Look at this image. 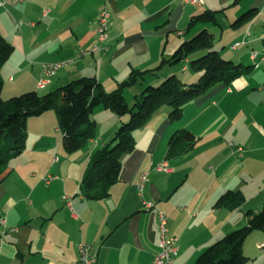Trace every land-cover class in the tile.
Listing matches in <instances>:
<instances>
[{
  "label": "crops",
  "instance_id": "1",
  "mask_svg": "<svg viewBox=\"0 0 264 264\" xmlns=\"http://www.w3.org/2000/svg\"><path fill=\"white\" fill-rule=\"evenodd\" d=\"M208 9L218 11V24L198 23L187 30L192 17ZM250 9L257 14L234 26ZM104 11L110 14L109 38L101 41ZM203 29L214 34V48L223 57L250 65L254 50L259 65L195 99L178 122H171L170 107L158 110L136 130V148L124 157L123 176L109 197L85 198L81 182L95 153L126 116L98 107V136L71 153L53 110L29 118L26 148L0 177V264H83L81 243L97 252V264H151L160 249L157 209L167 214L170 233L179 237L176 263L195 264L225 231L244 225V211L264 197V0H0V32L14 45L1 68L4 98L47 87L49 92L81 76H97L111 91L132 70L171 59ZM227 41L233 42L230 50ZM242 46L248 49L239 50ZM67 59L73 64L40 87L44 64ZM181 62H165L149 72L134 93L173 74L187 83L197 81L201 72H189ZM181 128L200 140L186 154L168 159L169 139ZM212 136L215 145L200 148ZM226 139L237 143L230 142L233 153L225 154L221 141ZM160 163L170 170H158ZM254 163L263 173L259 179L250 169ZM143 174L148 181L141 194ZM228 189L245 194L241 208L216 206ZM143 199L156 207L146 209Z\"/></svg>",
  "mask_w": 264,
  "mask_h": 264
},
{
  "label": "trees",
  "instance_id": "2",
  "mask_svg": "<svg viewBox=\"0 0 264 264\" xmlns=\"http://www.w3.org/2000/svg\"><path fill=\"white\" fill-rule=\"evenodd\" d=\"M216 10H206L192 17L188 29L198 23L218 24ZM257 11L245 12L234 26L251 20ZM214 34L207 29L184 41L180 50L171 58L152 69H134L111 91L105 89L97 76H81L56 88L40 93L26 91L10 98L3 97L4 79L2 66L9 60L14 45L0 32V177L5 175L10 161L22 154L27 145L28 120L48 110L58 117L59 129L63 133L64 147L74 152L98 136V122L94 117L98 107L109 109L119 116L129 115L112 139L99 149L87 168L81 182L80 193L88 199H104L110 196L112 186L121 180L124 172V157L136 148V130L142 128L163 106L171 108V122H178L184 110L195 99L206 94L214 86L249 75L255 70L253 64H244L227 59L216 50ZM190 57L200 78L191 83L184 82L173 74L158 86L146 85L134 95V102L127 101L125 89L142 84L149 72H155L165 62H180ZM127 121V120H126ZM198 136L188 128L176 130L169 139L167 158H178L194 148ZM2 179V178H1ZM0 179V180H1ZM247 198L240 189H228L217 200L216 206L236 210ZM246 222L209 245L197 258L196 264H248L251 257L244 253L246 238L256 229H264V206L260 210L247 209Z\"/></svg>",
  "mask_w": 264,
  "mask_h": 264
},
{
  "label": "built area",
  "instance_id": "3",
  "mask_svg": "<svg viewBox=\"0 0 264 264\" xmlns=\"http://www.w3.org/2000/svg\"><path fill=\"white\" fill-rule=\"evenodd\" d=\"M21 1V0H18ZM198 1V0H193ZM110 14L104 11L100 17V26L98 28L100 32V40L106 41L109 38L108 35V24H109ZM241 42L235 43V47L240 45ZM259 53L255 51V53L251 56L253 61H255V65H259V61L257 57ZM264 60V55L261 57ZM74 60L67 59L60 62H49L44 64V74L39 82L40 87H46L50 83V73L58 72V68H63L72 64ZM238 151L242 152L243 147H238ZM158 170H170L167 163H160L158 165ZM148 181L147 175H142L140 177V181L138 183L140 191L144 190ZM143 205L146 209H152L156 207V203L153 200L143 199ZM157 216L159 221V231H160V249L155 254L154 259L151 264H177L176 258L180 251L179 246V237L176 235H172L170 233L169 225H168V216L167 214L161 210L157 209ZM79 257L80 261L83 264H97V252L93 251L91 247L86 243H81L79 249Z\"/></svg>",
  "mask_w": 264,
  "mask_h": 264
},
{
  "label": "rangeland",
  "instance_id": "4",
  "mask_svg": "<svg viewBox=\"0 0 264 264\" xmlns=\"http://www.w3.org/2000/svg\"><path fill=\"white\" fill-rule=\"evenodd\" d=\"M219 32H221V30L219 29L218 30V33ZM220 34V33H219ZM232 41H227V44H226V47L225 48H227L228 50H230L231 49V47H232ZM220 50H223V47L221 46V45H218L217 46ZM246 49H248V47L247 46H242V47H240L239 48V50H246ZM228 59V58H227ZM73 64V63H72ZM71 65V64H70ZM183 65H187V67H188V71L190 72V71H193V68H192V66H191V64L190 63H187L186 61H182L181 62V68H182V66ZM69 66V65H68ZM65 67H67V66H65ZM182 70V69H181ZM42 78V77H41ZM41 80V79H40ZM163 80H165V79H163ZM162 80V81H163ZM162 81H160V82H158V84H156V86H158ZM40 82V81H39ZM137 85V84H136ZM136 85H133V86H129V87H127L126 89H127V101L128 102H132V100L134 99V95H135V93H134V91H135V87L137 88V87H139V86H136ZM49 87H47L46 89H44V90H41V92L40 93H45V92H47L49 89H48ZM125 89V90H126ZM251 103H253V100L252 101H250ZM247 104H249V100L247 101ZM166 107H169V106H163L161 109H163V108H166ZM98 111V110H97ZM110 111V110H109ZM115 113V112H114ZM116 115H118V114H116ZM130 116L129 115H127L126 116V118H128L127 119V121H125V122H128L129 121V118ZM107 120V119H106ZM117 128H119V126L117 127ZM98 134H99V126H98ZM213 139V136L212 137H209L208 139H206L204 142H202V144H201V146H200V148L202 147V149H207V148H209L210 146H213V145H215V143H213L211 140ZM200 140V137H199V139H198V141ZM212 144H211V143ZM221 142H223V143H225L226 145H225V147H224V151H225V154H227V152H230V153H233V148L230 146V142H234L236 145H237V143L235 142V141H233V139H226V140H224V141H221ZM197 144V143H196ZM196 146V145H195ZM58 159V158H57ZM209 164H212L213 166H214V161L213 160H211L210 161V163ZM250 169H251V171L254 173V175L256 176V178H258L259 179V177H260V175L261 174H263V173H260L261 172V167H259V165L258 164H256V163H254L251 167H250ZM259 169V170H258ZM54 178V176L52 175L51 176V178ZM139 187V186H138ZM139 191H140V189H139ZM143 191L144 190H142V191H140V193L141 194H143ZM253 206H251V207H253V209H260V208H262V205L264 204V197H263V199H262V197H261V199L259 198V199H255L254 201H253V203H251ZM242 222V221H241ZM242 224H244V223H242ZM240 226H242V225H240ZM231 228V227H230ZM235 228H237V227H235ZM238 228H239V226H238ZM234 228H231L229 231H231V230H233ZM226 230H228V229H226ZM227 232L228 231H225V233L227 234ZM179 242H180V240H179ZM179 246H180V243H179ZM244 253L247 255V256H250L251 257V259H250V262L248 263V264H264V229H256V230H254V231H252V233H250V235L246 238V240H245V242H244ZM196 264V263H195Z\"/></svg>",
  "mask_w": 264,
  "mask_h": 264
},
{
  "label": "bare ground",
  "instance_id": "5",
  "mask_svg": "<svg viewBox=\"0 0 264 264\" xmlns=\"http://www.w3.org/2000/svg\"><path fill=\"white\" fill-rule=\"evenodd\" d=\"M255 53V51L253 50V52H252V54H251V56L253 55ZM254 66H255V61H254V64H253ZM60 68H58V70H59ZM56 74V72H51L50 73V78L53 76V75H55Z\"/></svg>",
  "mask_w": 264,
  "mask_h": 264
}]
</instances>
